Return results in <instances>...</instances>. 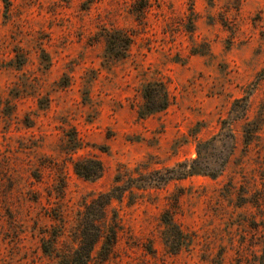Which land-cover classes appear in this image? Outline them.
<instances>
[{"label": "rangeland", "instance_id": "1", "mask_svg": "<svg viewBox=\"0 0 264 264\" xmlns=\"http://www.w3.org/2000/svg\"><path fill=\"white\" fill-rule=\"evenodd\" d=\"M103 29L131 34L124 57ZM263 69L264 0H0V264L56 262L83 203L115 185L116 241L90 264H264ZM152 80L169 104L139 118ZM212 137L201 173L167 179ZM78 157L102 175L78 176ZM163 212L188 238L174 254Z\"/></svg>", "mask_w": 264, "mask_h": 264}, {"label": "trees", "instance_id": "2", "mask_svg": "<svg viewBox=\"0 0 264 264\" xmlns=\"http://www.w3.org/2000/svg\"><path fill=\"white\" fill-rule=\"evenodd\" d=\"M5 5L8 0H2ZM146 3V2H145ZM146 4L139 5L138 12H143ZM104 39V52L111 58H122L126 55L132 41L131 34L123 29L102 30ZM264 70V69H263ZM142 101L136 109L139 118L164 110L170 101L169 92L162 81L152 80L145 82L141 87ZM248 107L244 108V116ZM258 126L253 120L245 117L241 124L243 142L249 144L256 136ZM212 137L205 143L197 142V157L188 161L177 162L175 167L167 169L173 172L167 179L185 178L201 173L203 170L198 166L201 156L200 146L211 143ZM74 149L78 148L77 142ZM74 172L85 180H95L103 173L102 162L96 158L78 157L73 161ZM212 175V174H211ZM119 178L115 177V182ZM119 185L112 186L109 190L93 195L90 200L83 203V209L79 212L77 219V245L67 253H63L58 260L50 264H90L96 257L98 261H104L110 255L116 241L117 227L114 219L112 222L106 220L108 206L112 199L119 200L123 191L120 193ZM161 222L164 224V244L167 251L174 254L178 252L188 242L186 234L174 223L168 212L161 213ZM95 256L93 251L96 248ZM43 251L50 254L49 246L43 244Z\"/></svg>", "mask_w": 264, "mask_h": 264}]
</instances>
